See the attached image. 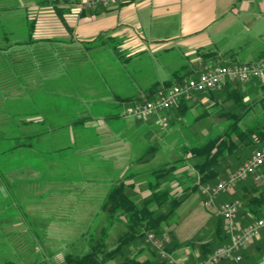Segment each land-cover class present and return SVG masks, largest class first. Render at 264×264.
<instances>
[{
    "label": "crops",
    "instance_id": "0c3cea01",
    "mask_svg": "<svg viewBox=\"0 0 264 264\" xmlns=\"http://www.w3.org/2000/svg\"><path fill=\"white\" fill-rule=\"evenodd\" d=\"M54 1L0 0V15L3 16L6 9L11 11L18 6L20 11L25 10L28 19L34 21V38L66 40L69 32L59 21L54 9L56 6L71 27L75 43L99 38L100 42L89 50L86 60L65 64L62 73L39 81V86L35 84L38 87L32 93L26 94L20 90L0 95V111L6 116L7 107L4 103L10 102L11 106L7 110L19 115L26 112L28 114H24L27 119L37 122L46 119L45 125L51 131L61 116L70 119L86 118L75 126L73 141L84 151L80 152V156H86L90 161L97 160L99 165L103 162L110 165L109 175H112L111 166L114 169L120 168L122 174L127 166L135 165L131 151L144 147H138L137 140L133 138L136 132L132 128L126 130L125 123L119 120L128 102L144 96L146 90L163 85L168 80L174 81L182 75L190 77V72L198 73L205 64L213 62L211 59L204 62L198 54L199 50L215 51L218 63L264 60V36L260 31L256 35L239 37L237 41L232 40L228 34L234 18L232 13L252 11L253 0H239L241 9L231 8L236 0H126L115 7L98 6L94 9L82 8L80 3L83 0L78 4H73L71 0L52 3ZM17 10H12L13 17ZM244 23L246 31H250L248 24ZM177 71L181 73L175 75ZM40 99L46 101L42 106L44 114L37 107ZM200 100L209 102L206 96ZM146 119L141 120L147 124ZM4 122L1 124L3 129ZM123 128H126L125 135L121 134L124 136L119 139L117 137ZM148 128L146 125L143 129ZM108 133V138L103 136ZM45 143L50 144V139L47 138ZM51 143H54V139ZM124 150L126 153L122 152ZM240 163L236 161L235 165ZM230 168L232 164L223 171L218 181L232 171ZM36 170L30 164L31 181L41 178L39 175L33 177L32 172ZM133 180L131 177L129 183ZM246 184L239 182L231 191L221 192L213 198L211 206L206 208L202 217L203 225L208 223V236L198 238L197 245L212 238L214 222L219 216V205L239 200ZM100 210L99 206L94 213ZM250 217L252 212L242 208L237 222L244 226ZM173 223L170 230L174 241L182 242L174 234L178 225ZM143 238L129 247L130 257L139 262L162 264L160 259L156 261V257L150 255ZM172 254L175 257L172 264H188L190 256L197 255V250L189 245L176 248ZM111 264L115 262L111 261Z\"/></svg>",
    "mask_w": 264,
    "mask_h": 264
},
{
    "label": "trees",
    "instance_id": "16d2710c",
    "mask_svg": "<svg viewBox=\"0 0 264 264\" xmlns=\"http://www.w3.org/2000/svg\"><path fill=\"white\" fill-rule=\"evenodd\" d=\"M56 2L62 1L55 0L52 3ZM14 9L17 10L18 6H15ZM14 9L11 11L6 9L5 14L0 15V95L2 96L20 90L26 94L32 93L37 86L35 84L62 73L65 64L86 60L89 50L100 42L99 38L90 42L75 43L71 27L56 6H54L56 14L61 24L69 32V38L66 40L34 38V21L27 18L23 9L21 11L18 9L16 16L13 17L12 10ZM198 54L204 62L211 59L213 60L212 63H218L216 61L218 54L213 50H199ZM220 64L227 65L229 63ZM181 71H177L175 75ZM196 74L198 73L190 72L192 75L190 77H195ZM190 77L189 75H182L173 79L174 81L168 80L163 85H156L146 90L144 96L128 102L127 107L143 100H151L159 89H168L173 84L180 83ZM245 83L247 84L242 85V82L239 81L227 82L220 90L197 93L192 99H182L165 111L164 114L169 121L168 123H173L174 119L185 116L194 104H200V99L206 96L210 102L209 105L214 106L216 115L220 118L224 128L205 141L183 145V154L179 158L152 170L151 173L154 175L155 181L148 183L149 195L146 198L134 199L127 191L129 188H133V183H126L125 177L120 179L118 177L114 180L100 204L106 225L102 224L98 236L89 234L86 249L82 247V244L72 243L75 245L73 246L74 250L64 253L61 264H107L111 261H114L115 264H149L148 261L139 262L130 257L128 254L129 247L135 245L138 239L147 234L160 235L186 197L193 192L200 191L201 187L208 183L217 182L220 175L229 166L230 161H241L240 158L244 149L256 145L259 146L258 148L264 146V115L252 124L242 126L246 123V118L257 114V109L264 113V80L252 79ZM37 103L44 106L46 101L40 99ZM4 104L8 107L10 102ZM42 106L37 107L44 114L45 111L42 110ZM24 113L19 115L6 109V116H3L0 111V178L3 177V180L0 179V181L1 183L5 181L4 185L8 184V188H14L15 182L18 184L17 180L20 179L11 174L15 173L17 169L30 167V164L33 168L38 169L39 176L45 179L44 173L47 169H44L42 165L50 162L49 155L53 153L52 151L61 153L63 148H56L58 145L66 143L65 135L58 129L73 124L76 126L77 123L86 120L82 117L71 119L70 123L68 121L64 124L54 125L51 131L45 125L46 119L43 118V122H37L33 119H27L26 114L28 113ZM207 116V112L204 111L194 119L196 122H201V125L204 124V127L208 126L206 130L216 125L212 120L207 122ZM6 120L9 121L8 125ZM3 122L4 125L6 124L4 129L1 127ZM47 138L50 139V144L46 145L44 149L39 150L35 147L40 140L45 142ZM52 139H54V143H51ZM56 141L57 143H55ZM152 150V146L146 148L137 157V160L139 158L138 161H145V156L151 154ZM187 156L193 160L192 169L195 172L193 183L182 188L184 196L175 197L171 194V189L167 185L163 186V183L172 179L177 163L183 161ZM9 179H13L11 183L8 181ZM244 187V193L239 196L243 201V209L259 217L264 216V188L256 187L252 182L247 183ZM8 188L6 189L8 190ZM114 222H118L120 227L117 229L113 243L109 244L107 228L112 226ZM223 224V218L220 215L217 216L212 238L199 245L202 258L213 251L211 248L214 245H223L229 242V236L226 234ZM181 244L178 241H173L172 245L166 244L164 249L167 253H173L176 248L181 247ZM183 244L190 245L192 242L186 241ZM145 245L151 246L149 243ZM30 250L35 256L38 255L34 246L30 247ZM154 252L157 253L156 250ZM159 259L162 264L168 263L165 258ZM2 264L18 263L5 259ZM27 264L46 263L35 258L34 261ZM219 264L238 263L223 259Z\"/></svg>",
    "mask_w": 264,
    "mask_h": 264
},
{
    "label": "rangeland",
    "instance_id": "374dc122",
    "mask_svg": "<svg viewBox=\"0 0 264 264\" xmlns=\"http://www.w3.org/2000/svg\"><path fill=\"white\" fill-rule=\"evenodd\" d=\"M80 1L71 0L73 4H78ZM125 1L110 7L118 6ZM253 1L252 4L254 5L251 6L252 11H240L238 14L231 12L234 18L231 21L232 24L229 25L228 34H230L232 40L237 41L242 36L256 35L257 31H260L262 36H264V0ZM83 2L84 0L80 3L81 7L89 9L83 6ZM231 8L241 9V2L236 0L231 5ZM244 22L248 24L250 31H246L247 27L244 25ZM209 64H213L212 66L225 65L220 63ZM234 64L240 63H229L228 65ZM243 84L247 83L242 82ZM209 104L210 102L194 104L191 112H188L182 118L174 119L175 121L173 123H168V119L160 121L158 114H149L142 117L147 118V124L141 120L142 118H139V120L137 117L127 115L126 111L130 107H126L124 112L126 116H122L119 120L125 123L126 130L132 128V131L136 132L133 138L137 140L138 147H141V145L144 147L131 151L132 158L135 159V165L127 166L122 174L120 168V170L114 169L111 166L112 175H109L110 165H105L104 162L102 165H99L97 160L90 161L87 160L86 156H80V152L84 151L79 149L73 141L75 126L58 129V131H61L65 135L66 143L64 142L63 145L57 146L56 149L63 148L61 153L52 151L53 153L49 155L51 158L50 162L42 165L44 169H48L44 173L45 179L37 178L35 181H31L29 178L31 177L30 167H28L25 169H17L15 173L11 174L12 176L20 178L17 180L18 184L15 182L16 186L14 188H8V184H5L6 186L4 185L5 181L2 183L0 181V264L5 259L16 261L18 264H27L28 262L34 261L35 258L45 261L46 264H61L64 253L69 250H74L73 246L75 245H72V243L77 245L82 244V247L86 249L88 247L89 234L98 236L102 224L106 225L103 219L104 212L100 210L98 213H94V211L98 210L110 185L114 183L113 180L118 179V177L119 179L125 177V182L129 183L130 178H134L132 182L133 188L127 189L128 193L134 199L146 198L149 195L148 183L155 181V177L151 173L152 170L166 162H172L179 158L183 154V145L205 141L208 137L223 130V124L220 118L217 117L214 106ZM37 105L39 107L42 106L41 103ZM7 106V109H9V105ZM204 111L208 114L206 121L209 122L212 120L216 123L214 127L211 126L209 127L211 129L208 128V130H206L208 126L204 127V124L201 125V122L194 120L196 116ZM257 111L255 116L250 115L246 118V123L242 124V126L252 124L254 121L261 119L264 113L258 109ZM164 112L160 113V115L166 117ZM68 121L70 123L71 119L67 116L57 118V124H64ZM6 123L8 125L9 121L6 120ZM146 125L149 128L143 129ZM125 129L123 128L119 132L117 138L120 139L125 135ZM103 136L108 138L110 134L108 133ZM150 146L153 147L151 154L145 156V161H138L139 158L138 160L136 158ZM35 147L39 150L44 149L46 143L40 141ZM258 147L256 145L249 149H244L241 154V161H239L241 163L235 165L236 161H230L229 166L232 164V168L230 169L233 171L244 163L254 149H259ZM122 152L126 153L125 150ZM61 155L63 156L60 157ZM192 162L193 160L188 158V156L183 161L178 162L172 179L163 183V186L167 185L171 189L173 196H184L182 188L189 183H193L195 172L192 169ZM51 163L53 164L47 167ZM263 167L264 165L259 170L260 173H263ZM32 173H34V177L38 176L40 172L36 170ZM0 179L3 180V177ZM12 180L9 179L8 181L11 183ZM240 182H252L256 187L264 188V178L256 181L253 177H249ZM202 188L203 186L200 191L193 192L186 197L171 216L168 221L169 224L165 226L164 231L160 235L150 233L143 238V242L145 240V243L151 245L148 247L149 253L154 258L156 257V261L159 258H165L168 264H172L168 261V258H172L173 263L175 262L174 255L167 253L164 249L166 244H173V233L171 231L172 229L170 230L174 224L173 222L178 225L174 234L178 240L182 241L180 242V244L182 243L181 247L189 246L184 245L183 242L191 241L192 244L190 245L197 250V255L192 254L188 260V264H196L198 261L204 259L201 255V248L196 244V241L198 238H206L208 236V223L205 222L203 225L202 217L204 216L203 213H205V210H207L206 208H209L211 205L205 204L207 197L203 193ZM239 201L240 208L238 214L243 208V201L240 198ZM256 219H264V216L259 217L252 213V217L247 222L249 223ZM119 227V223L114 222L112 226L107 228V240L109 244L113 243ZM164 235L168 237V242H164V247L160 251L152 243V240L157 239L163 241ZM217 245H214V247ZM32 246H34V250H36L38 255L35 256L31 252L30 247ZM214 247L211 248L213 251L215 250ZM155 250L157 253L154 252ZM240 256V260L235 261L238 264H264V232L249 242L241 250ZM227 260L233 261L230 259ZM107 264H111V262Z\"/></svg>",
    "mask_w": 264,
    "mask_h": 264
},
{
    "label": "built area",
    "instance_id": "2783aa9c",
    "mask_svg": "<svg viewBox=\"0 0 264 264\" xmlns=\"http://www.w3.org/2000/svg\"><path fill=\"white\" fill-rule=\"evenodd\" d=\"M123 1L125 0H84L83 6L89 9L96 6L110 7ZM252 79L264 80V60L234 65L212 66L206 64L197 76L173 84L168 89L158 90L153 99L135 103L127 109L126 114L142 118L155 113L159 115L160 121H165L166 117L160 113L168 110L182 99L190 100L197 93L221 89L227 82H247ZM263 165L264 146L254 150L250 157L230 172L226 178L214 184L204 185L202 191L207 197L205 204L211 205L217 194L231 191L242 180L249 177H253L256 181L263 179L264 174L259 172ZM239 208V200L227 201L219 205L217 210L223 218V226L229 236V242L218 246L211 254L196 264H217L223 259L239 261L241 250L264 232V219L253 220L244 226L239 225L237 222ZM164 242H168L166 235L163 236V241L152 240V243L160 251L164 247ZM168 261L173 263L172 258H168Z\"/></svg>",
    "mask_w": 264,
    "mask_h": 264
},
{
    "label": "bare ground",
    "instance_id": "6f19581e",
    "mask_svg": "<svg viewBox=\"0 0 264 264\" xmlns=\"http://www.w3.org/2000/svg\"><path fill=\"white\" fill-rule=\"evenodd\" d=\"M213 65V64H212ZM226 65V64H225ZM228 65V64H227ZM196 76H197V74H196ZM202 93V92H201ZM169 110V109H168ZM167 111V110H166Z\"/></svg>",
    "mask_w": 264,
    "mask_h": 264
}]
</instances>
